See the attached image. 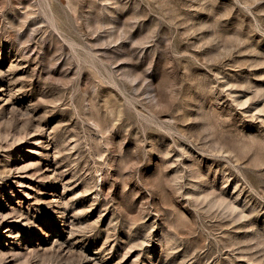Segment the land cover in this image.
I'll use <instances>...</instances> for the list:
<instances>
[{"label": "rangeland", "instance_id": "1", "mask_svg": "<svg viewBox=\"0 0 264 264\" xmlns=\"http://www.w3.org/2000/svg\"><path fill=\"white\" fill-rule=\"evenodd\" d=\"M0 264H264V0H0Z\"/></svg>", "mask_w": 264, "mask_h": 264}]
</instances>
